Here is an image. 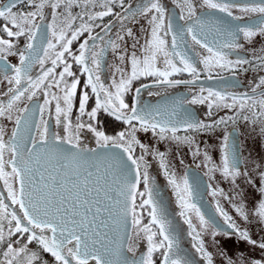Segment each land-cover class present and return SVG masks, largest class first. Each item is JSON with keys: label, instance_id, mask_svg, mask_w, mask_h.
Listing matches in <instances>:
<instances>
[{"label": "snow or ice", "instance_id": "obj_1", "mask_svg": "<svg viewBox=\"0 0 264 264\" xmlns=\"http://www.w3.org/2000/svg\"><path fill=\"white\" fill-rule=\"evenodd\" d=\"M172 2L178 16L162 0L135 5L126 0H0V264H50L45 256L51 264H157V256L159 264H264V158L245 157L228 132L222 135L219 164L205 149L197 167L207 168L210 179L218 172L229 182L231 192L215 188L211 195H220L233 210L217 201L215 213H205L196 202L198 178L190 182L187 174L177 176L167 153L137 135L151 133L157 143L187 147L193 157L201 156L197 135L215 133L220 125L258 129L264 141V75L247 92L228 91L238 86L234 80L224 88L201 86L190 99L142 100V89L149 97L160 96L152 87L195 85L202 72L208 80L223 79L225 70L233 76L247 72L245 66L254 61L240 53L264 38V0ZM105 17L112 19L105 23ZM138 17L149 26L143 42L128 26ZM114 21L119 24L115 32ZM109 49L118 63L110 66L114 71L106 85L101 71ZM9 57L18 63H9ZM255 59L264 68V47ZM185 73L191 79L174 78ZM81 76H86L83 84ZM142 78L151 83L133 88ZM198 104L207 105L210 118L213 109L231 115L208 122L190 110ZM101 114L127 127L108 135ZM85 131L95 147L82 141ZM149 157L159 161L175 194L198 261L179 243L177 226L149 174ZM241 183L259 199L250 204ZM254 225L260 228L257 238ZM229 242L247 244L249 254L230 256ZM256 250L259 257L251 255Z\"/></svg>", "mask_w": 264, "mask_h": 264}, {"label": "flooded vegetation", "instance_id": "obj_2", "mask_svg": "<svg viewBox=\"0 0 264 264\" xmlns=\"http://www.w3.org/2000/svg\"><path fill=\"white\" fill-rule=\"evenodd\" d=\"M129 2L135 5V4L141 3L142 0H126V4ZM162 3H164L168 7L170 12L178 16L179 10L175 7L172 0H162ZM238 3H243V2H238ZM115 10L120 11V8L117 6ZM216 15L223 16L224 14L216 13ZM110 19H112V17H105L104 22L107 23ZM137 19L139 21L138 23H129L128 26L132 27L134 33H136L141 39V42H143V40L147 38L149 35L147 31L149 26H148L146 19L139 18V17ZM247 22L249 21L246 19L245 21H242L240 23H247ZM114 23H115V27L113 29V32H115L116 28L119 27L118 22L114 21ZM97 31H99V29H97ZM22 43L23 41H21V45ZM128 44L129 45L131 44V40L128 41ZM77 47H78V44L73 45L74 50ZM262 47H264V38L257 37L253 43L246 44L245 50L240 53L241 56H244L254 61L251 67L247 65L245 66V67H248L247 72L238 71L236 72L235 76H233L231 72L225 70L220 73V76L223 77V79L216 78L213 80H208L206 78L207 74L202 72L200 79L197 81L195 85H179L175 88H168L167 90L163 88H156L155 86L152 87L151 90L153 92L159 91L161 93L160 96L149 97L147 95V91L142 89V100L148 103L156 104L158 102H162L163 99H165L166 97L167 98L187 97L190 99L192 94L198 92L201 86L205 88L207 87L224 88L226 86V83L230 84V82L234 80L237 82L238 86L237 87L229 86L228 91L237 92V93L247 92L250 90L249 88L250 84H252L253 81L258 82L259 77L264 75V68H261L259 66V61L255 59V57L260 54V49ZM138 54H139V51H138ZM232 58L235 59L236 55L233 54ZM9 63H12V64L18 63V58L9 57ZM117 63L118 61L115 59V57L111 53V50L109 49L105 53L104 62L102 64V71H101V79L106 82V85L111 83L112 72L114 71V67H110V66H114ZM200 67L202 68L203 66L200 65ZM74 70H75V66H74ZM127 70L130 71V64L127 66ZM38 71H39L38 67L33 70L34 73ZM80 78L83 84V82L86 80V76H81ZM174 78L185 79V80L191 79V77L187 73L183 74L182 76H176ZM141 83L150 84L151 78H142L140 81H135L133 83V88L139 87ZM3 88H4V85H0V90H2ZM79 95H80V89L78 88L76 106L73 108V120H75V117L78 114L77 109H78V103H79ZM132 95H134V92L130 93L128 97H126V100L128 102L131 101ZM39 102L42 103L43 102L42 99H40ZM94 103H95V98L93 97L89 100V103H88L89 109L91 107H94ZM190 110L193 111L197 115V117L203 118L208 122H211V119H218L220 116L231 115V113L228 112L227 110H220L217 112L215 109H213L214 115L213 117L210 118L208 116L207 105H199V104L190 106ZM100 120L103 122L102 130H104L106 134L108 135H115L117 132L124 130L127 127L126 125H123L121 122L115 121L112 117H108L105 114L100 115ZM52 127L55 128L54 121H52ZM225 132L231 133L230 139L233 141H236L239 145L243 146V154L245 157H248L250 153L249 149L252 147L253 144H256L257 146H259V148L260 147L264 148V141H262V139L258 135V129L256 131H251L250 128H245L243 127L242 124H237L235 126L229 124L227 128H225L224 125H220L217 128L216 132L211 134L212 139L210 141L202 140L201 138L203 135H207V134L197 135V143H199L200 148H201V156L199 157H193L187 147L182 146L181 148L176 150V155L179 158V162L181 159L183 160V164L181 163L176 164L180 168V171H181L178 175L183 176L187 174L189 179H191L194 176L198 178L199 192L202 197L199 195L196 199V202L197 201H201L202 203L205 202L213 213H215V204L217 201H219L221 203V206L224 207L225 209L226 207H225V204L222 203L224 199L220 195H217L216 197H213L211 195L212 189L221 188L224 190L225 193H227V190L231 192V187L225 184V180L221 178L220 173L218 172L215 173L214 174L215 179H210L209 175H205L208 169L203 166L197 167V165H202V160H203L202 154L205 149H207L209 155H211L213 163L219 164L221 162L220 143H221L222 135ZM179 134L183 135L184 133L181 132ZM81 139L84 143L88 144L89 146L95 147L94 138L90 133H87V131H85L82 134ZM254 146L253 148H255ZM211 147L216 149L214 153L211 152ZM137 154H139V149H137ZM215 155H217L216 158L214 157ZM214 158L217 160H215ZM154 161H155L154 163L149 162L151 164V167L148 169V171H149L150 176L155 179V184L160 193V197L163 200L164 205L166 206L168 212L172 215L175 221V225L177 226V236L179 239V243L186 252L193 254V258L198 261L199 257L195 255L194 250L191 249V238L187 235L188 227L186 224L183 223V219L179 217L178 215L179 208L176 203L175 194L171 186L167 184V180L163 175V171L159 167V161L158 160H154ZM209 185H211V188L209 187ZM141 190L143 189L141 188ZM0 191H4L2 182H0ZM251 193H252L251 194L252 196L250 198H247L250 204L253 200L259 199L258 193L253 192L252 189H251ZM145 216H146V213H145ZM217 218L219 219V217ZM254 227L256 229L253 231V233L254 232L259 233L260 231L259 226L254 225ZM255 233H254L253 238H257ZM207 240L208 238L206 237V241ZM145 247H146L145 244L141 242L142 251L145 249ZM209 250L212 251L213 249L209 248ZM256 251H259V250H256ZM256 251L253 252L251 255L259 257L261 253L256 252ZM45 258L48 259L51 264V257L45 256ZM157 264H159L158 256H157ZM217 264H219V261H217Z\"/></svg>", "mask_w": 264, "mask_h": 264}, {"label": "rangeland", "instance_id": "obj_3", "mask_svg": "<svg viewBox=\"0 0 264 264\" xmlns=\"http://www.w3.org/2000/svg\"><path fill=\"white\" fill-rule=\"evenodd\" d=\"M138 135V138L144 142V143H152L154 144L156 147H158L161 151H165L168 155V162H169V166H170V169L175 171L177 176H179L178 174L181 172L180 171V168L176 165L179 162V158L178 156L176 155V150H177V147L175 144H167V143H157L155 141L154 138H152L151 134L150 133H143V132H139L137 133ZM202 140H206V141H210L212 139V135L210 134H207V135H203L202 137ZM260 140V139H259ZM255 145V146H254ZM253 146L255 148H253ZM215 148H212L211 147V152L214 153L215 152ZM250 151V154H251V159L252 160H256L257 162H260L262 158H264V148L263 147H260L257 146L256 144H253L252 147L249 149ZM215 158L217 157V155L214 156ZM214 158V159H215ZM184 159V158H183ZM187 159V158H185ZM217 160V159H215ZM149 162L151 163H154L155 161L149 157ZM153 166V165H152ZM225 184L230 186L229 182L225 180ZM241 187L245 189V195H246V198H250L252 195L251 193V189L247 187V185H244L243 183H241ZM227 189V187H226ZM227 193H229V191L227 190ZM223 204H225V207L227 210H230V211H233L231 208H230V205L228 204V202L226 200H223L222 201ZM256 228L253 226L252 227V231H254ZM255 233V232H254ZM227 249H228V254L230 256H233L235 257V255L237 253H240V252H243L245 253V255H248L249 252H248V249H249V246L245 243H240L238 246L233 243V242H229L227 245H226ZM255 252V251H254ZM256 252H259V251H256ZM253 253V252H252ZM251 253V254H252Z\"/></svg>", "mask_w": 264, "mask_h": 264}, {"label": "water", "instance_id": "obj_4", "mask_svg": "<svg viewBox=\"0 0 264 264\" xmlns=\"http://www.w3.org/2000/svg\"><path fill=\"white\" fill-rule=\"evenodd\" d=\"M250 0H235V2H249ZM230 2H231V0H230ZM192 179V178H191ZM191 179H189L190 180V182H191ZM201 196V195H200ZM202 197V196H201ZM202 200V199H201ZM197 203H198V205L199 206H201V209H202V211H204L205 213H213L212 211H211V209L209 208V206L206 204H204V203H202L201 201H197ZM168 211V210H167ZM214 214V213H213ZM168 215H169V219L170 220H172L173 221V223L175 224V221H174V219H173V217H172V215L168 212Z\"/></svg>", "mask_w": 264, "mask_h": 264}]
</instances>
